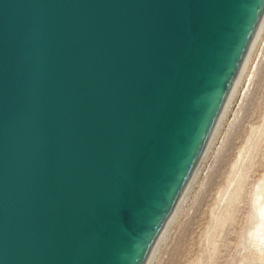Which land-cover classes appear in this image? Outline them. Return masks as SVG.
Segmentation results:
<instances>
[{
  "label": "water",
  "instance_id": "1",
  "mask_svg": "<svg viewBox=\"0 0 264 264\" xmlns=\"http://www.w3.org/2000/svg\"><path fill=\"white\" fill-rule=\"evenodd\" d=\"M263 38L264 0H0V264H155Z\"/></svg>",
  "mask_w": 264,
  "mask_h": 264
},
{
  "label": "rangeland",
  "instance_id": "2",
  "mask_svg": "<svg viewBox=\"0 0 264 264\" xmlns=\"http://www.w3.org/2000/svg\"><path fill=\"white\" fill-rule=\"evenodd\" d=\"M262 206L264 38L155 264H264Z\"/></svg>",
  "mask_w": 264,
  "mask_h": 264
},
{
  "label": "bare ground",
  "instance_id": "3",
  "mask_svg": "<svg viewBox=\"0 0 264 264\" xmlns=\"http://www.w3.org/2000/svg\"><path fill=\"white\" fill-rule=\"evenodd\" d=\"M263 209H264V206L260 207V212H259V216H260V219H259V222L258 224L261 226V225H264V212H263ZM258 220V219H257ZM257 222V221H256ZM258 226V225H257ZM259 228V227H257ZM259 230V229H258ZM257 233V232H256ZM264 234V233H263ZM262 234V235H263Z\"/></svg>",
  "mask_w": 264,
  "mask_h": 264
}]
</instances>
